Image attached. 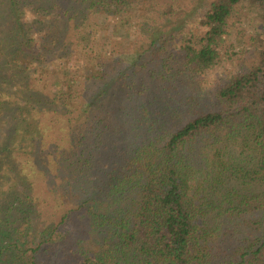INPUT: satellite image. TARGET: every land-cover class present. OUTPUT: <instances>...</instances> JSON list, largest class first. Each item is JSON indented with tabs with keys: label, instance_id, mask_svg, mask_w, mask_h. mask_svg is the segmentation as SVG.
Instances as JSON below:
<instances>
[{
	"label": "trees",
	"instance_id": "1",
	"mask_svg": "<svg viewBox=\"0 0 264 264\" xmlns=\"http://www.w3.org/2000/svg\"><path fill=\"white\" fill-rule=\"evenodd\" d=\"M246 4L254 64L190 89ZM0 264H264V0H0Z\"/></svg>",
	"mask_w": 264,
	"mask_h": 264
},
{
	"label": "rangeland",
	"instance_id": "2",
	"mask_svg": "<svg viewBox=\"0 0 264 264\" xmlns=\"http://www.w3.org/2000/svg\"><path fill=\"white\" fill-rule=\"evenodd\" d=\"M197 6V8H193V12H188L186 16L183 18L181 17L180 22H183V34L179 36V41L183 38L187 40L193 36H201L207 31V28L203 25V17L207 10V5L203 2V4ZM259 14L260 12L258 10L251 9L248 4H246L245 7H240L239 10L235 12L234 18H232L229 23L228 34L225 37L226 42L222 49L223 58L220 64L214 69L207 71L198 79H193L188 85L190 89L200 88L206 94L214 97L217 90L228 81L229 77L254 64L255 57L253 55L254 52L251 41L262 24ZM119 42H121L119 46L112 45L113 52H116L115 54L117 55L131 52L134 49V45L137 46V48H147L150 45V42L144 39L137 27L132 28L131 37L129 39H121ZM109 48H111L109 34L100 33L94 52L96 54H101L102 49L108 50ZM79 73H81L80 67Z\"/></svg>",
	"mask_w": 264,
	"mask_h": 264
}]
</instances>
